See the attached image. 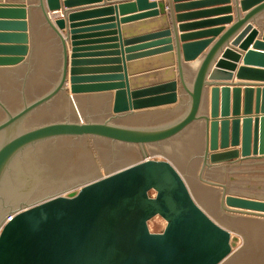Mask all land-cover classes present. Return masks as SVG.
Masks as SVG:
<instances>
[{
    "label": "water",
    "instance_id": "95a60500",
    "mask_svg": "<svg viewBox=\"0 0 264 264\" xmlns=\"http://www.w3.org/2000/svg\"><path fill=\"white\" fill-rule=\"evenodd\" d=\"M97 1L0 4V30L19 32L0 34V40L18 39L17 45L0 46V264H220L238 238L199 206L185 179L242 238L225 264H264V197L241 194L216 179L253 159L264 164V86L218 82L231 77L239 54L231 46L245 35L236 76L264 80V69L244 66L264 67V53L247 46L256 29L247 23L210 69L213 50L195 67L181 64L178 54L175 60L166 45L128 54L120 73L113 18L82 19L161 2L72 9ZM258 1L240 0L241 11ZM156 14L120 20L125 51L169 42L133 45L168 34L135 37L166 26L162 16L132 20ZM182 41L183 61L196 59L210 42ZM151 154L165 155L180 172ZM155 216L165 221L161 232L149 229Z\"/></svg>",
    "mask_w": 264,
    "mask_h": 264
},
{
    "label": "crops",
    "instance_id": "0c3cea01",
    "mask_svg": "<svg viewBox=\"0 0 264 264\" xmlns=\"http://www.w3.org/2000/svg\"><path fill=\"white\" fill-rule=\"evenodd\" d=\"M22 1L24 3L21 4H25L27 7L26 0H0V4H5V3L20 4L18 2H22ZM123 1H129V0H111V1L100 0L93 3L82 2L83 4L77 5L72 9L79 10V9H85L91 7L96 8L98 6L105 7L107 4H110L107 6H113L114 4H116V2L118 5V3ZM152 1L155 2L160 1L161 6L157 4L155 7H146V8L136 7L134 10L127 13H121L117 9V11H114L109 14L86 17L85 19H82V21L89 22V21L103 20L106 18H113L112 22L117 24V27L115 28L117 30L116 33L117 50H119V54L117 56L121 58V63L119 64L122 67L123 64L126 62V56L128 54L133 55L144 52H150L152 50H158L160 48H163L166 45H171L173 47L175 60L178 54L180 57L179 60L181 59L180 62L181 64H186L195 67H198L202 59L205 57V55L213 50L212 56L209 61V69H210L212 68L216 60L220 58L224 48H226L227 46H231L232 40L241 34L244 26L247 23H251L253 25V28L256 29L255 35L247 43V46L249 45L248 50H251L252 47H256V49H253L254 51L264 53V48L260 49L261 47L255 46L256 42H260L264 44V0L258 1L245 12H242L240 9V5H239L240 0H149V2ZM258 7H263V8H260L258 11L252 14L251 17L249 16H248L249 18L246 17L250 11L255 10ZM225 8H229V9L225 10ZM66 10L69 11L71 10V8H68ZM153 10L157 11L156 15H152V16L144 15L139 19H132L133 22H136V20L137 22L151 20V18L154 19V18H158L159 16H162L165 18L166 26H164L163 28L158 27V29L157 28L152 29L149 32L146 31L140 34H136V36L135 35L133 36H135L136 38H140L143 36H148L154 32L157 33L161 31H167L168 34L164 36H158L157 38H150V39L137 41L133 45L146 44L148 42L162 40L165 38H168L169 42L161 41L155 44H148L140 48H135L133 50L125 51L126 46L123 44L124 39L123 37H121L120 34L121 32L119 30V27L122 26L120 20L122 18L134 17L137 16L138 14H147L148 12H152ZM49 14L51 15V13ZM228 15L231 17L229 22L220 21L207 26L201 25V26L187 27L182 31L179 28V25L193 24L207 20H216V19L219 20L220 18H224L225 16ZM214 29H219L217 34L211 33V31ZM18 33H19L18 31L0 30V34H18ZM182 36L184 37V39L189 41L208 40L210 42L204 47V49L201 51L200 55L196 59L192 61H183L181 55V46L183 44ZM246 38L247 35H245L241 39V41H239L238 45L231 46L232 48L236 49L239 52L237 59L235 61L236 68L234 71H231V77L228 80L218 81V82L230 84V87H232V85L238 84L240 85L239 86L240 88H244L246 85H254L253 86L254 88L256 87L262 88L264 86L263 79H242L236 76V70L238 67L243 66V60L246 54L245 49H238V48L245 41ZM16 41H18L17 38H15L14 40L2 39L0 40V46L17 45L16 43H14ZM28 46H29V40H28ZM67 47L68 49L70 48L68 42H67ZM98 50H102V49H98ZM149 56H153V55H149ZM225 60L230 63L233 62V60L230 58H226ZM174 66H176V64ZM244 66L264 69V67L261 66H252V65H244ZM125 71L126 70L124 68L123 70H121L120 73H124ZM261 114L262 113H260V110L258 113H256L257 116H260ZM251 162H253L254 165H251L253 164L251 163L249 165H244L238 169H235L238 172H231L235 170L227 169L225 170L224 173L219 175L217 179L224 183L229 182V186H234V188L236 187L237 189L253 190L254 192H257L256 194H258L257 196H259V198H263L264 197V164H262L261 161H256V159L251 160ZM256 162L259 164H255ZM231 178H233V180ZM232 182L235 185H231L230 183ZM241 194H245V193H241Z\"/></svg>",
    "mask_w": 264,
    "mask_h": 264
},
{
    "label": "rangeland",
    "instance_id": "374dc122",
    "mask_svg": "<svg viewBox=\"0 0 264 264\" xmlns=\"http://www.w3.org/2000/svg\"><path fill=\"white\" fill-rule=\"evenodd\" d=\"M147 157H151V158H153V159H158V160H168V161H170L173 165H174V163L171 161V160H169L165 155H162V154H151V155H148ZM142 158H139V159H136V160H134V161H131V162H129V163H127V164H124V165H122V166H120V167H117V168H115V169H113V170H110V171H108V172H106V173H103V174H101V175H99V176H97V177H94V178H92V179H90V180H87V181H85V182H83V183H80V184H78V185H76V186H73V187H71V188H69V189H66V190H64V191H62V192H59V193H57V194H66L68 191H72V190H77L82 184H85L86 182H89V181H92V180H95V179H97V178H100V177H103V176H105V175H107V174H109L110 172H113V171H115V170H117V169H120V168H122V167H124V166H127V165H130V164H132V163H134V162H137V161H139V160H141ZM175 166V165H174ZM175 168L177 169V167L175 166ZM178 170V169H177ZM179 171V170H178ZM180 172V171H179ZM182 175V174H181ZM183 176V175H182ZM183 178H184V176H183ZM185 179V178H184ZM217 179V178H216ZM218 180V179H217ZM207 181H211L209 178L207 179ZM213 181V180H212ZM229 181H230V179H229ZM185 182L187 183V186L189 187V189H190V192H191V194L193 195V197H194V199H195V201L199 204V206L213 219V220H215L217 223H219L221 226H223V227H225V228H227L229 231H231V233H232V235L233 236H236L237 238H238V241H237V243H236V245L233 247V251L230 253V255L227 257V258H225L220 264H225L226 262H227V260L235 253V251L241 246V244H242V238H241V236L238 234V233H236L227 223H225L216 213H214L211 209H210V207L203 201V199L197 194V192L190 186V184L187 182V180L185 179ZM227 186H229V182H227V183H225ZM231 184V183H230ZM231 185H235L233 182H232V184ZM207 186H208V188L211 190V191H213L214 192V189H215V192L216 193H221L220 192V188L219 187H217V186H215V185H212V184H210V183H208L207 182ZM241 190V191H240ZM237 192H240V193H245V194H247V193H251V194H256V193H254V191L253 190H246V189H237ZM57 194H55V195H57ZM151 195H153V192H151ZM53 196V195H52ZM148 226H149V229H150V231H152V232H161L162 230H163V228H164V226H165V221L161 218V217H159V216H155L154 218H152L149 222H148Z\"/></svg>",
    "mask_w": 264,
    "mask_h": 264
},
{
    "label": "bare ground",
    "instance_id": "6f19581e",
    "mask_svg": "<svg viewBox=\"0 0 264 264\" xmlns=\"http://www.w3.org/2000/svg\"><path fill=\"white\" fill-rule=\"evenodd\" d=\"M231 184H232V183H231ZM237 187H238V186H237ZM235 188H236V187H235ZM236 189H237V188H236ZM240 191H241V190H240ZM214 192H215V189H214ZM232 251H233V249H232ZM232 251H231V252H232Z\"/></svg>",
    "mask_w": 264,
    "mask_h": 264
}]
</instances>
